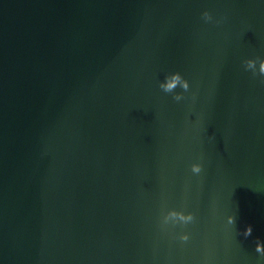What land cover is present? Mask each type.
<instances>
[{
    "label": "water",
    "instance_id": "95a60500",
    "mask_svg": "<svg viewBox=\"0 0 264 264\" xmlns=\"http://www.w3.org/2000/svg\"><path fill=\"white\" fill-rule=\"evenodd\" d=\"M0 264H264V0H0Z\"/></svg>",
    "mask_w": 264,
    "mask_h": 264
}]
</instances>
